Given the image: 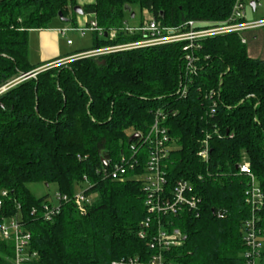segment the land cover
Here are the masks:
<instances>
[{
  "label": "trees",
  "instance_id": "1",
  "mask_svg": "<svg viewBox=\"0 0 264 264\" xmlns=\"http://www.w3.org/2000/svg\"><path fill=\"white\" fill-rule=\"evenodd\" d=\"M237 1L95 0L83 10L108 34L93 32L92 47L79 53L139 39L122 31L110 36L134 5L163 26H180L227 20ZM75 6L76 0H0V87L37 68L29 57L30 31L50 27L60 11L67 17ZM187 43L76 58L0 95V191H8L3 211L20 212L32 233L38 258L30 264H149L160 226L187 235L164 250L172 264H245L251 177L239 165L249 162L264 193V59L251 57L237 32L203 39L192 50ZM156 121L170 138L161 165L164 194L171 197L176 182L185 180L201 199L197 210L148 212L143 176L150 144L144 136ZM205 141L209 156L201 161ZM122 157L137 163L123 180L113 179L106 171ZM31 182L56 183L69 196L87 183L85 194L95 198L84 213L69 201L45 221L32 209L48 196L36 197ZM257 215L264 231V200ZM13 256L12 242L0 239V264H13Z\"/></svg>",
  "mask_w": 264,
  "mask_h": 264
},
{
  "label": "built area",
  "instance_id": "2",
  "mask_svg": "<svg viewBox=\"0 0 264 264\" xmlns=\"http://www.w3.org/2000/svg\"><path fill=\"white\" fill-rule=\"evenodd\" d=\"M255 5L257 2L255 1ZM245 2L237 1L234 7L233 14L230 18L219 22H199L196 20H188L180 26H163L159 22L151 18L147 23L133 26L124 21L123 25L117 29H112L110 32L111 38H116L119 31L126 34L139 33L140 38L136 40H130L122 43L107 45L101 48L84 51L69 58H66L58 63H67L70 60L80 57H90L108 54L111 52L135 49L139 47L154 46L175 42L187 41L185 49H193L200 47V42L203 39L256 28L258 26H264V20L257 22H248L246 20H237L239 17L245 18ZM94 19L87 20L84 27H64L59 31L66 34L68 31H78L82 36L86 35L88 31L96 32L100 36L107 32L103 27L98 25V21L95 14H92ZM72 40H68L69 44H72ZM242 42L246 43V39L242 37ZM189 67H192L193 59L189 56ZM50 66V65H49ZM47 66V67H49ZM54 66V65H53ZM45 67V68H47ZM41 70V69H39ZM21 79L16 78L0 87V95L11 85L16 84ZM214 92H212L213 95ZM183 94H186V89L183 90ZM216 102L213 104L212 112H215ZM170 140L169 135L165 128L160 127L158 121L153 125L149 134L144 136V141L150 145V157L147 163L148 171L144 174L145 190H147L146 205L148 206V212L151 214H168L170 212L177 213L182 207L188 206L190 209L197 210L198 204L201 201L199 197L194 194H190L192 187L190 183L185 180H178L172 191L171 197L164 194V184L166 182L165 172L162 168V160L168 156L167 144ZM136 145H132L135 149ZM201 161H206L209 156L208 141H205L204 148L199 153ZM135 162H131L127 157H122L120 162H117L110 168V172L106 173L113 179L123 180L130 168L135 167ZM137 163V162H136ZM242 172L250 174L251 182L250 187L246 190V201L251 206V216L244 223V244H245V264H260V259L263 253V241L262 237L264 231L260 228L258 222L259 217L257 210L262 206L264 200V193L260 188L256 177L251 173L249 162H245L239 165ZM8 196L7 190L0 191V239L12 242L14 256L12 258L13 264H30L33 260L38 258V253L31 250L32 233L26 226V222L22 214L19 212L16 215H9L4 213V198ZM74 201L79 209L84 213L86 204H90L92 197L87 196L85 192L75 193L72 196L62 194L57 195V203L50 201L49 199L43 203L40 208L34 207L32 209V215H41L45 221L52 220L61 210V206L65 202ZM20 208V204H18ZM150 217L146 220V225L150 224ZM144 235V233L142 234ZM185 235L179 228L168 229L165 226H160L152 242V247L158 249V252L154 254L149 264H172L168 262L164 257V250L169 249L173 245L181 244L185 240ZM133 264L135 261H131ZM113 264H125L119 263L114 260Z\"/></svg>",
  "mask_w": 264,
  "mask_h": 264
},
{
  "label": "rangeland",
  "instance_id": "3",
  "mask_svg": "<svg viewBox=\"0 0 264 264\" xmlns=\"http://www.w3.org/2000/svg\"><path fill=\"white\" fill-rule=\"evenodd\" d=\"M256 1L257 6L254 8L252 6V2ZM95 0H76V6L84 7L87 4L94 3ZM245 20L248 22H257L264 20V0H245ZM133 12H135V17H131L127 15V21L130 25L138 26L140 24L147 23L151 18V14L148 13L146 10H142L138 5L133 6ZM70 18V21L64 22L61 20L60 17L55 18L52 23H50V27L55 28L59 26L65 27H84L86 26L85 19L86 17L89 20H93L94 17L90 13L80 14L76 12L74 9L70 10L69 15L67 16ZM75 18V21L72 19ZM241 37H244L248 40L247 48L248 53L251 57L264 59V26H258L256 28H252L240 33ZM71 39L73 44H68L67 40ZM38 39L35 38V35H32V42L30 40L29 43V57L30 61H35L38 56ZM93 42V32L88 31L86 35L82 36L78 31H68L66 38L61 37L60 43L64 48L65 52H75L80 49H90L92 47ZM73 56V55H72ZM99 56V55H97ZM34 63V62H33ZM60 63L50 64V66H56ZM49 66V67H50ZM16 79V78H15ZM22 80L17 82L16 84L11 85L8 87L4 92L10 90ZM10 82V81H9ZM3 92V93H4ZM175 146V144H174ZM29 189L33 192L36 197H43L48 196V199L54 203H57V195L60 193L59 188L56 183H51L47 185L44 182H31L27 185ZM87 187V183L76 185V193L83 192L84 189ZM94 199L95 197L92 196Z\"/></svg>",
  "mask_w": 264,
  "mask_h": 264
},
{
  "label": "crops",
  "instance_id": "4",
  "mask_svg": "<svg viewBox=\"0 0 264 264\" xmlns=\"http://www.w3.org/2000/svg\"><path fill=\"white\" fill-rule=\"evenodd\" d=\"M84 19H85V22L89 20L88 17ZM60 28H63V26L62 27L59 26L55 28L48 27L45 29H32L30 31L29 43H30V40L32 42V35H35V38L37 37L39 41L38 42V48H39L38 56L35 59V61H33L34 63L31 61L33 64L37 65V68L35 70L43 69L49 66L50 64L60 62L66 58H69L72 55L78 54L82 50H85V49H80L75 52H65L64 48L62 47L60 43V38L61 37L66 38L67 33L66 34L61 33L59 31ZM68 40H71V39L69 38ZM68 40H67V43H68ZM247 43H248V40L246 39V44ZM262 241H263V253L260 259V264H264V235L262 237Z\"/></svg>",
  "mask_w": 264,
  "mask_h": 264
},
{
  "label": "water",
  "instance_id": "5",
  "mask_svg": "<svg viewBox=\"0 0 264 264\" xmlns=\"http://www.w3.org/2000/svg\"><path fill=\"white\" fill-rule=\"evenodd\" d=\"M251 4H252L253 7H256V5H255V1H253ZM74 10H75L76 12L80 13V14H84V13H85L84 10H83V8L80 7V6H75V7H74ZM129 11H131V9H130ZM59 17H60L61 20H63L64 22H68V21H70V18L65 17L62 11L59 12ZM131 17H132V18L135 17V12H133V11L131 12ZM107 34H108V33L105 32V36H107ZM39 71H40V70H33V71L28 72V73L22 74L21 76L18 77V79L20 78L21 80H24V79H27V78H29V77L35 76ZM140 135H141V134H140L139 132L134 133V134L130 137V139H129L130 142H132V141L135 140L136 138L140 137Z\"/></svg>",
  "mask_w": 264,
  "mask_h": 264
}]
</instances>
